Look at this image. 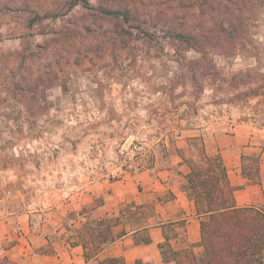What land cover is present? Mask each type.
<instances>
[{
	"label": "rangeland",
	"instance_id": "1",
	"mask_svg": "<svg viewBox=\"0 0 264 264\" xmlns=\"http://www.w3.org/2000/svg\"><path fill=\"white\" fill-rule=\"evenodd\" d=\"M72 1L0 0V216L114 180L138 169L151 146L217 123L264 127V97L231 84L264 73V2L237 11L236 48L204 54L153 27L209 22L196 6L178 12V0H143L136 28L99 12L125 0ZM127 140L142 147L131 167L119 153Z\"/></svg>",
	"mask_w": 264,
	"mask_h": 264
},
{
	"label": "crops",
	"instance_id": "2",
	"mask_svg": "<svg viewBox=\"0 0 264 264\" xmlns=\"http://www.w3.org/2000/svg\"><path fill=\"white\" fill-rule=\"evenodd\" d=\"M199 137L206 155L221 160L233 207L264 214V127L220 122L200 135L151 146L138 169L114 180L80 184L67 199L54 194L34 210L0 216V264H97L86 262L76 235L82 225L101 220L111 221L100 235L122 234L102 244L99 261L187 264L201 257L203 217L187 189Z\"/></svg>",
	"mask_w": 264,
	"mask_h": 264
},
{
	"label": "trees",
	"instance_id": "3",
	"mask_svg": "<svg viewBox=\"0 0 264 264\" xmlns=\"http://www.w3.org/2000/svg\"><path fill=\"white\" fill-rule=\"evenodd\" d=\"M125 1L118 4L114 1L112 4L105 3L99 12L139 28L143 0ZM178 1L180 3L176 8L178 12L182 10L189 12L196 6L201 10L202 15L209 17V22L207 20H200L197 23L178 22L179 20L174 18L158 20L153 23V27L156 31L164 33L169 43L175 42L179 48H191L204 54L207 48H219L221 52L227 54L236 48L237 36L234 34H237L240 28L233 24V20L239 16L237 11L242 13V9H252L259 2H264V0ZM75 5L84 7L87 6V1L74 0L71 6ZM41 18L36 12L34 13L33 20L38 21ZM224 19H230V22L225 23ZM256 60L260 61V59ZM231 82L234 88L247 87L242 94L243 97H264V73L252 70L244 75H236ZM194 147L196 156L191 163L187 189L195 203L197 214L203 217L201 221L203 254L199 258L191 257L187 264H262L264 214L255 209L233 207L231 188L228 186L226 172L220 158L206 155L200 137L194 139ZM258 161L257 158L256 172ZM246 174L249 175V172ZM110 221L86 223L78 230L76 237L82 245L86 262L95 260L97 264H119L117 259L106 261L97 259L102 244L113 242L122 234L100 235L99 228Z\"/></svg>",
	"mask_w": 264,
	"mask_h": 264
},
{
	"label": "built area",
	"instance_id": "4",
	"mask_svg": "<svg viewBox=\"0 0 264 264\" xmlns=\"http://www.w3.org/2000/svg\"><path fill=\"white\" fill-rule=\"evenodd\" d=\"M142 147L136 145L133 140H127L119 150L120 155L123 157L124 162L129 167L133 166L141 155Z\"/></svg>",
	"mask_w": 264,
	"mask_h": 264
}]
</instances>
